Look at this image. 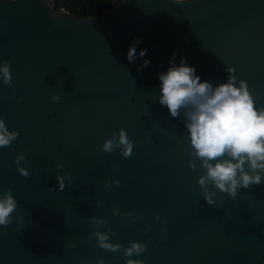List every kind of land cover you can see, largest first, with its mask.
I'll use <instances>...</instances> for the list:
<instances>
[{"label": "water", "instance_id": "obj_1", "mask_svg": "<svg viewBox=\"0 0 264 264\" xmlns=\"http://www.w3.org/2000/svg\"><path fill=\"white\" fill-rule=\"evenodd\" d=\"M174 52L176 65L186 57L214 86L234 65L237 83L246 80L264 106V0H112L83 17L55 0H0V62L11 61L13 77L11 86L0 79V117L19 131L0 148V189L18 201L0 226V264H127L132 241L147 245L133 257L145 264H264V183L235 198L210 186L208 205L197 182L204 170L198 160L189 167L183 112L173 118L159 103L158 74ZM144 59L151 63L138 71ZM121 128L134 141L131 157L102 149ZM20 152L28 177L15 164ZM69 172L60 191L57 174ZM110 179L121 183L106 187ZM94 215L120 250L97 246Z\"/></svg>", "mask_w": 264, "mask_h": 264}, {"label": "clouds", "instance_id": "obj_2", "mask_svg": "<svg viewBox=\"0 0 264 264\" xmlns=\"http://www.w3.org/2000/svg\"><path fill=\"white\" fill-rule=\"evenodd\" d=\"M139 43L140 40L136 39L129 47V62L137 59ZM146 53L145 48L138 55L145 57ZM177 55L174 52L170 61L172 66L166 72L158 74L161 81L159 103L168 108L173 118H179L183 112L191 145L188 152L189 157H192L189 167L196 171L198 160L204 170L197 182L206 203L216 204V191L235 198L241 188L247 189L264 183V106L257 107L248 82L240 79L237 83L236 67L232 65L226 69L229 74L226 82L214 86L210 81H201L196 75V68L186 63V57H182L180 64L176 65ZM150 63V59H144L137 70H142ZM0 79L5 85H12L11 61L0 62ZM52 100L59 102L61 96L54 94ZM18 136L19 131L9 130L5 118L0 117V148L10 146ZM133 147L134 141L129 138L124 128L119 129L118 134L114 132L102 145L106 153L119 148L125 158L133 155ZM26 159L25 152L18 153L15 158L16 167L24 177L29 176L28 168L21 164ZM56 167L61 169L63 164H57ZM71 177V172L66 175L57 174L60 191ZM120 183L119 179H110L106 181V187L112 184L119 186ZM97 204H103V201L98 200ZM17 207L18 201L12 190L0 189V226L7 227L12 223ZM113 215L131 216L133 222L137 219L131 211L121 213L118 207L113 208ZM88 219L95 225L93 235L97 239L98 247L112 252L122 248L120 243H113L109 239L113 231L111 225H108L106 231L100 230L103 225L108 224L106 219L95 215ZM156 220L159 221L160 217L157 216ZM71 247L75 248L76 244L73 243ZM146 249L147 245L143 241H132L123 251L127 264H145L144 260L133 257L141 256ZM98 264L105 262L100 259Z\"/></svg>", "mask_w": 264, "mask_h": 264}, {"label": "trees", "instance_id": "obj_3", "mask_svg": "<svg viewBox=\"0 0 264 264\" xmlns=\"http://www.w3.org/2000/svg\"><path fill=\"white\" fill-rule=\"evenodd\" d=\"M112 0H55L56 7H65L79 17L97 16L110 6Z\"/></svg>", "mask_w": 264, "mask_h": 264}]
</instances>
